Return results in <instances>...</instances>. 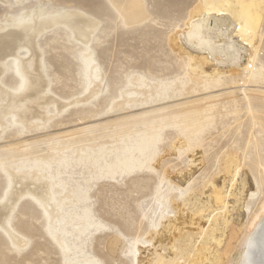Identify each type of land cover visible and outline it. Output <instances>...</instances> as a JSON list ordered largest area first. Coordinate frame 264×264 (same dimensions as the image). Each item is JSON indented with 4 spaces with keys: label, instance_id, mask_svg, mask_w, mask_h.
Segmentation results:
<instances>
[{
    "label": "rangeland",
    "instance_id": "rangeland-1",
    "mask_svg": "<svg viewBox=\"0 0 264 264\" xmlns=\"http://www.w3.org/2000/svg\"><path fill=\"white\" fill-rule=\"evenodd\" d=\"M115 1L0 0V42L10 38L4 35H15L26 25L29 32L25 36L31 46L22 43L16 59L25 61L30 57L31 50L39 57V76L43 83L46 82L45 88L39 96L29 98L57 102L49 103L43 109L38 103L22 108L17 103L11 113L5 114V123L0 124V161L14 159L10 167L14 172L21 173L16 180H12L9 172L0 166V209H15V213L7 212L6 219L1 215L5 211H0V258H5V241L10 245L15 242L13 237L17 236L21 243H15L22 246L25 239L39 233L42 236L39 252L43 254L40 258L58 260L60 264H120L121 261L134 264L135 246L139 247L136 257L140 256L144 264L156 255H161L167 263L171 259L169 252H175L170 250L173 243L178 250L187 248L191 253L196 250V256L186 258L184 264H190L192 260V264H255L251 236L264 223V100L256 92L250 94L247 90L250 99L247 105L242 92L234 90L232 94H227V88L233 87L232 81L236 86L241 84V74L233 75L232 81L228 78L221 86L211 90L216 95H222L213 103L210 112L213 120L202 135V148L195 156L199 159L194 164L187 154L171 146L179 140V135L175 128L170 127L162 131L155 146L153 168L147 164L130 167L135 158L141 161L140 164L145 163L144 151L138 154L132 148L130 140L135 141L136 136L123 142L126 149L119 145V141H111L110 152L104 153L109 146L98 141L94 146L82 147L81 152L75 154L76 147L73 150V145L77 143L74 139L79 138L82 129L95 127L93 129L96 130L89 133H104L107 135L103 139L105 141L114 130L109 125L113 120L137 115L143 110V107L123 112L111 109L125 89L134 87L130 83L133 77L140 76L145 81L163 84L183 80L186 73L185 59L173 48L171 36L177 27L183 25L198 0H134L143 9L141 19L137 21L123 19L124 12L119 13L113 6L114 3H117L116 6H128L131 4L129 1ZM69 14L71 17L60 18ZM43 17L49 20L57 17L58 21L50 25L51 21L41 20ZM29 19L33 21L30 20L28 25L25 22ZM70 19L76 22L75 25L86 22L84 37L75 32L73 35L68 25L72 24ZM153 19L166 20L167 28H157L152 23ZM18 28L20 30L16 31ZM260 34L256 64L264 67V17ZM25 36L13 40L12 44H2V55L16 46L19 39L24 41L22 38L25 39ZM85 55L96 63L95 73L88 71ZM15 64V58H6L0 70V88L12 96L22 93L23 80L17 75ZM33 67L31 60L28 77H32ZM99 73L103 77L100 91L88 98L89 78L94 74L98 78ZM259 87L264 89V80ZM173 101L181 102L180 99ZM25 110L31 115L28 122L22 124L17 121L16 112ZM121 126L126 124L120 122ZM83 137L81 139L87 136ZM27 144L30 145L26 147V158H10L9 155L17 153V148ZM130 148L134 154L131 159L126 158ZM51 149L56 153L47 154ZM95 151L97 155L94 159L91 155ZM228 155L234 156L240 165L234 183L231 182V174L224 169ZM116 163L124 164L127 172H115L120 166ZM103 164L115 168L112 170L113 177L99 175ZM193 165H196L195 173L189 180L192 192L183 197L185 202L181 208L184 216L181 220L177 219L174 225L173 240L164 242L162 247L158 243L152 244L155 241L151 243L150 240L164 226L166 219L176 220L168 200L179 196L177 175L181 171H189ZM34 167L37 170L32 171ZM24 176L46 180L49 199L59 203L54 220L49 218L51 212L42 207L29 191L13 205L5 200L9 192L23 188L21 180ZM169 179L172 185L167 188L166 180ZM214 180L220 182L218 189H223L226 215L224 210L222 213L218 210L219 206L213 200L206 203L210 200L213 191L210 183ZM246 180L252 181L256 192L241 200L240 187ZM202 209L204 211L199 213ZM218 213L221 217L213 219ZM240 213L243 216L239 219ZM2 226L9 228V232ZM205 228L207 232L221 231L215 237L221 242L217 244L214 239L210 240ZM49 233L51 238L45 239ZM198 250L206 255L198 256ZM33 255L32 251L22 256L9 251L6 258L28 259ZM91 256L94 258L89 260ZM178 262L176 257L175 264Z\"/></svg>",
    "mask_w": 264,
    "mask_h": 264
},
{
    "label": "bare ground",
    "instance_id": "bare-ground-1",
    "mask_svg": "<svg viewBox=\"0 0 264 264\" xmlns=\"http://www.w3.org/2000/svg\"><path fill=\"white\" fill-rule=\"evenodd\" d=\"M127 1L131 3L128 4V6H116L117 3H114L113 6L117 8L119 13L124 12L123 19L127 21H137L140 18L143 10L142 7L140 9L141 4L136 3L134 0ZM196 4L197 5L188 13L183 25L181 27H177L171 36V44L173 48L176 49L179 56H182V58L185 59L186 73L184 79L177 80L171 83L167 82L161 84L156 82L153 83V81L152 83L145 81V79L140 76L133 77L130 83L134 87L132 89H125L120 94L118 102L115 103V105H113L111 109H114L115 112H123L129 108L138 109L143 107V110L137 115L133 114L125 118L113 120L114 122L110 124L108 123L114 128V130L111 131V134L105 138V141L103 139L105 136H107L106 134L99 133L95 135L94 133H89L92 130H96L93 129L95 127L82 129V134L78 135L79 138L74 139V143H77L76 146L73 145V150L74 147H76V155L81 152L82 147H85L86 145L94 146L98 141L102 144L107 143L108 146L111 141H119V145L126 149V147L123 145V142L130 140V137L132 136H136L135 141L130 140L132 143V148L136 150L138 154H140L142 150L144 151L145 163L142 162L140 164L139 162L141 161H138L135 158V161L131 162L130 167L137 168L138 166H144L145 164H147L150 166V168H153L155 159L154 152L157 150L155 146L160 141L162 131L166 127H170L175 128L179 135V140L171 146L187 154L188 158H191V160L193 159L191 163L193 162L192 164H194V162L198 161L199 159L195 158V156L199 155L200 152L198 151L202 148V135L204 134L206 129L209 128L211 121L213 120L212 116L210 115V112L214 107L213 103L222 95L221 93L216 95V93H213L211 90L221 86L224 82H226V79L228 78L232 81L233 75L241 74L243 76L241 84L239 83L240 85L236 86V83L232 81L231 84L233 85V87L232 89L227 88V94H232L234 90L242 92L243 98L247 102V105H249L250 103L249 95L246 92L247 90H249L250 94L256 92L258 96L264 100V89L259 87V85L264 80V67L257 66L256 64L259 52V43L257 40L260 41L262 36L260 34V31L262 20L264 17V0H198ZM119 9H123V11H120ZM70 14L63 15L60 18H62V20L63 18L66 19L70 16ZM55 18L57 17L50 18L51 20H49L48 17H43L41 20L44 22L51 21L50 25H52L58 21ZM30 20L33 21V19H29L25 23H28ZM39 22L40 19H38V23ZM70 22H72L71 19ZM85 23L83 24L78 22L77 25H75L76 22H72V26L70 25V23L68 25L70 28H72L73 35L75 32L76 35L84 37L85 33L87 32H84V28L87 27ZM32 26L34 27L35 25ZM18 30H20V28H18L16 31ZM27 32H29V27L27 28V26L25 25V27H23V29L21 28V31H18L17 33H15V35H12V33H9L10 35H4L10 38L3 41V43L0 42V47L2 46L3 48L4 44H12L13 40L16 41L18 37H23V35L25 36ZM22 39L24 41H20L19 39V42L16 43V46L18 45V47L13 46V48L4 55H2L0 48V70H2L1 66H3V61H5L6 58L13 57L16 60V71L17 67H19V70L23 75V87L22 93L20 95L12 96L8 94L7 91H4L0 88V124H3V122L5 123V114L11 113L13 111L14 105L17 103L21 106V108L25 105L33 106L34 104L38 103L40 104V108L42 109L45 108V106L49 103H57L56 101H53V99L44 100L42 98H36V100H31L29 98L32 95H34L33 97L39 96L40 92L43 91L42 89L45 88L44 84L46 82L43 83V81L41 80L42 77L39 76L41 72L38 69L39 57L36 54H33L31 52L32 50L29 51L31 53L30 57H27L28 59H24L25 61H21V58L16 59L17 51L18 49H20V47H22V43H24V45L31 46L28 37L25 36V39ZM27 54L25 55L27 56ZM38 55L40 54L38 53ZM31 60L34 64V67L31 68L33 75L32 77H28L27 74H29L28 71L30 70L29 64ZM84 61L88 67V71L90 73H95L96 70L94 71V69L96 63L94 61H91L88 55L84 56ZM102 82L103 77L101 73L98 74V78L95 77V74L93 77L89 78V89L87 92L89 93L88 98H92L97 93H99ZM250 86L252 87L251 89H249ZM174 99H180L181 102L173 103ZM155 105H158L159 107H155ZM16 115L17 121L24 124L30 119L29 115H31V113L28 110H25L21 113L17 111ZM120 122H124L126 126L120 127ZM105 130L107 131L106 128ZM83 136H87L86 139H81L84 138ZM90 141H92V144H90ZM29 145L30 144H27L23 148H17V153L9 155L10 158H22V156L26 158L28 153L26 147L28 148ZM110 149L111 147L109 146V149H105V151L103 152L108 153L110 152ZM127 152L128 154L126 155V158H133L134 154L131 148L127 149ZM51 153H56V150L51 149L47 154ZM88 154H91V152ZM96 155L97 152L95 151L94 155L92 154L91 157L95 159ZM233 157H229L228 155L225 163L226 165H224V169L226 170V172L228 174H231L232 183L236 181L240 166L236 163L235 157ZM13 162L14 159L5 158L3 161H0V166H2L7 172H9L12 180H16L21 173L14 172L12 170L10 166ZM195 166L196 165H193V167L190 168L189 171H181L179 175H177V177H171V179L176 177L177 187L180 188L178 198L176 197L168 200L169 203L172 204L171 212L172 214H176V220L167 218L164 226L160 228V230L156 232L155 237L150 240L151 243L153 240L155 241L152 244L158 243L159 246H161L164 244V242L169 243L173 240V232L175 231V229H173L174 225L178 222L177 219L181 220L184 216H182L183 210L181 208V205L183 206L185 202V200H183V197L192 192L191 186L189 185V180L195 173ZM33 169L34 170L32 171L37 170L36 167H34ZM113 169L115 168H109L107 164H103L99 169V175H105V177H113ZM116 170L120 171V173H123L126 170V166L124 164H121L120 166H117L115 172ZM171 179H169L170 181L166 180L167 188L171 187L172 185ZM21 182V186H23V188L13 193L9 192L5 200L10 202V205H13L22 196L28 195L26 191H29V193L35 198V200L40 201L41 199H44V202L47 205V207L44 208L47 211L51 212L49 218L54 220L57 217V205L59 203L57 204V201H51L49 199V188L46 180L41 177H39L38 179H30L27 176H24V179L21 180ZM251 182L252 181L250 180H246V182H244L240 187L241 200L247 197H251L252 194L256 192ZM218 185H220L219 181L214 180L210 183L213 191L210 195V200L206 201V203L209 204L213 200L214 204L219 206L218 210L221 211V213L222 210H224V213L226 215L227 204L225 202V197L222 195L223 189H218ZM179 201L181 203H178ZM53 204L55 205V207ZM203 211L204 209L199 211V213ZM1 215H3V219H6L7 212L2 213ZM219 216L221 217L220 213L215 214L212 218L218 219ZM242 216V213H240L238 215V218L240 219L242 218ZM224 224H226L225 218ZM263 224L259 225L251 236L252 247L254 249L253 256L255 259V264H264ZM2 227L9 232V228L7 229L6 226ZM220 232L221 231L207 232L206 230L205 233L209 234L210 240L214 239L216 243L219 244L221 240H216L215 237L219 235ZM199 234L202 235V232H200ZM204 235L205 234H203V236ZM13 240L18 245H20L21 241L17 236L13 237ZM170 250H175V252H169V256H171V259L167 263L163 261L161 255H156L154 259L145 261L146 264H175L176 257H178L180 261L177 264H184L186 263V258L188 259L189 257L191 258V256H196V250L194 251V253H191V250L187 248L178 250L175 243H173ZM134 251V264H144L143 259H139L140 256L136 257V253L139 251V247L135 246ZM200 254H202L201 250L198 252V256H200ZM203 255L205 256L206 254H202V256ZM93 258L94 256H91L89 260H92ZM192 262L190 264H192ZM95 264L98 263L95 262Z\"/></svg>",
    "mask_w": 264,
    "mask_h": 264
},
{
    "label": "snow or ice",
    "instance_id": "snow-or-ice-1",
    "mask_svg": "<svg viewBox=\"0 0 264 264\" xmlns=\"http://www.w3.org/2000/svg\"><path fill=\"white\" fill-rule=\"evenodd\" d=\"M106 23V22H105ZM152 23L157 27V28H167V21L163 19H153ZM5 67H8L5 65ZM17 75L21 76V79L23 80V75L19 70V67H17ZM23 87V84L21 85ZM2 203V202H0ZM42 207H47L46 203L44 202V199H41L38 201ZM0 211H11L15 213V209H0ZM23 239V237H20ZM42 236L39 233H35L31 236L29 239H25L24 243L22 246H17L15 242L11 243L10 245L8 244L7 241L4 242L3 245V252L5 258H0V264H60L58 260H52V259H45L42 260L40 257L43 255L42 253L39 252V241L41 240ZM45 239L51 238V233H49ZM9 251H12L16 253L19 256L24 255L25 253L32 251L34 255L31 258L28 259H17V260H9L6 258V255ZM120 264H124L123 261L120 262ZM128 264H131L129 261Z\"/></svg>",
    "mask_w": 264,
    "mask_h": 264
}]
</instances>
